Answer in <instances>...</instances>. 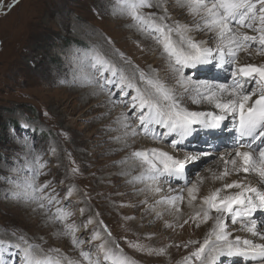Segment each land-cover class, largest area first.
Listing matches in <instances>:
<instances>
[{
    "label": "rangeland",
    "instance_id": "1",
    "mask_svg": "<svg viewBox=\"0 0 264 264\" xmlns=\"http://www.w3.org/2000/svg\"><path fill=\"white\" fill-rule=\"evenodd\" d=\"M112 3L113 0H0V239L18 243L11 234L14 230L44 249H60L63 256L82 261L79 256L82 249L88 250L92 245L95 252V246L101 243L92 239L94 231L107 238L104 231L106 226L111 238L136 264H180L184 257L190 256L203 243L206 237H202L207 233L197 225H187L184 221L179 225L180 230L171 227L161 235L155 225L157 223L148 221L144 216L138 217L144 204L134 206L136 197L145 192L139 189H145L147 183L130 184L129 190L118 191L123 184L116 181L112 184L109 178L118 174L121 181L126 180L127 176L122 172L138 175L141 171L138 162L133 166L131 159L123 164L120 161L135 150H146L142 148L143 145L152 146L147 150L164 149L170 155L175 154L174 150H179L180 155H184L185 151L209 152L197 162L187 164L185 174L179 179L173 178L170 183L161 181L159 184L162 197L184 196L197 179L221 172V156H224V161L229 160L230 156L225 151L232 147L233 137L237 133L230 131L231 136L226 141L224 136L229 130V123L216 130L194 126L196 130L179 149H174L171 144L172 139H178L175 135L166 140L143 134L123 139L124 129L115 121L122 118L121 113L127 109L119 101L100 103L107 99V93L92 95V86L81 79L82 70H90L83 68L87 63L86 53L94 45H102L109 52L115 49L128 57L133 66L145 72L150 70V74H159L160 77L164 76L168 61L161 46L153 39L145 38L128 27V19L112 14ZM174 5L175 0H167L171 17L174 20L188 19L186 11ZM145 11L159 13L155 8ZM210 35L203 32L193 37L201 41L208 40ZM104 38L110 39L111 44L105 43ZM173 39L178 37L174 35ZM252 54L241 51L238 63L264 64V55L256 60ZM241 55L243 59H240ZM115 59L119 60V57ZM156 60L160 66L155 64ZM126 68L131 74L133 67ZM153 69L155 72H152ZM184 73L192 81L232 83L227 65L223 68H216L214 64L189 67L184 69ZM205 102L208 103L194 104L192 100H182V105L190 111L206 112L211 109H206L205 106L209 105ZM156 131L164 130L157 126ZM118 136L120 140L115 139ZM50 146L56 148L55 154L49 151ZM32 147L40 153L41 163L45 165L41 169L43 175L37 182L50 181L60 203L71 211L67 223L78 226L75 234L84 241L79 247L71 244L69 236L57 234L58 230L63 231L62 224L52 223L48 219V215L55 213L59 205L53 204L46 215L42 211H33L34 204L5 199V193L13 187L12 181L29 175L27 162L31 159L29 150ZM72 168L78 171L73 174ZM191 169L195 171L191 172ZM5 178L11 179L6 182ZM51 188L47 191H51ZM69 188H73L72 195L64 200ZM161 206L160 220L168 221L174 207L170 204ZM127 213L129 218L124 216ZM89 219L92 223H87ZM260 221L264 227V217L257 221L258 226ZM224 222L230 239L239 236L241 243L244 239L260 242L258 237H252L242 227L243 221L233 223L229 217ZM171 231L176 232L171 235ZM174 234H178V238L170 241ZM129 242L167 250L163 255H149L129 247ZM13 252L17 253L15 257L10 255ZM3 258L6 264H19V250L9 249L3 253ZM188 264L200 262L192 257ZM216 264L247 262L241 257L225 255Z\"/></svg>",
    "mask_w": 264,
    "mask_h": 264
},
{
    "label": "snow or ice",
    "instance_id": "2",
    "mask_svg": "<svg viewBox=\"0 0 264 264\" xmlns=\"http://www.w3.org/2000/svg\"><path fill=\"white\" fill-rule=\"evenodd\" d=\"M174 6L185 10L187 15L192 17V23L174 20L169 14L167 0H113L111 8L112 14L130 21L128 27L135 29L145 38L153 39L161 46L168 61L166 79H162L159 74L152 75L138 66H133L130 59L118 50L112 49L109 52L102 45H94L86 53L87 63L83 68L90 70H82V81L92 86V95L107 93V99L100 103L112 104L119 101L127 109L122 113V118L115 121L124 129L125 140L139 134L165 140L175 135L178 139H172L171 144L174 149H179L196 130L194 126L205 130L220 129L231 116L236 123L235 131L238 134L233 142L234 157H229L234 170L244 173L258 172L264 180V64L238 63V54L241 51L249 55L253 51L264 55V0H175ZM153 8L158 9L159 13L145 11ZM245 29L248 31H244ZM193 32L211 35L208 40L197 41L191 35ZM174 35L178 39H173ZM104 39L105 43L111 44L110 39ZM117 56L119 60L115 59ZM213 64L216 68L229 66L231 85L217 84L210 80L192 81L185 76V68ZM126 66L133 67L131 74ZM224 94H227L226 99ZM181 96H189L194 104L201 100L208 101L214 104L219 112L190 111L182 105ZM157 126L164 131L158 133ZM115 139L120 140L121 137ZM49 151L55 154L56 148L50 146ZM257 151L258 162L255 159ZM207 155V151H185L181 159L156 148L135 150L120 163L131 159L135 166V162H138L140 173L135 176H131L130 172L121 174L130 176L126 183H147V188L139 191L150 190L159 193L161 181L170 183L173 178L179 179L185 174L187 164L195 163ZM29 156V175L13 180V187L5 193V199L34 204L33 211H42L46 215L53 204L59 205L55 213L48 215V219L52 223L62 224L63 231L58 230L57 234L69 236L71 244L79 247L84 241L75 234L78 226L67 223L72 215L71 211L60 203L58 193L51 188L50 181L42 184L37 182L43 175L41 169L45 166L41 163L40 153L32 147ZM221 159L224 160V156H221ZM229 160H225V165ZM77 171V168L71 169L73 174ZM228 174L226 168L219 178L223 179ZM5 179L7 182L11 178ZM152 185L156 187L153 188ZM50 188L51 191H47ZM226 189L239 191L221 196V191ZM72 191L73 188H69L63 199L67 200ZM187 191L190 201L195 200L194 193L198 191L196 185L193 184ZM182 199V195L165 196L156 200L155 204H170L175 207V201ZM203 204L207 205V209L202 212L204 222L210 218L211 211L217 213L215 227L209 237H206L190 256L184 257L180 264H188L192 257L200 264H216L219 258L225 255L241 257L247 264H264V231L260 230L255 219H250L258 210H264V190L233 181L224 184L223 189H216L204 197ZM176 211H179V208H176ZM225 214L231 215L233 223L238 220L247 221L242 227L246 228L252 237H258L260 242L244 239L241 243L239 236L234 240L230 239L226 224L221 219ZM159 215L160 213H157L158 217ZM196 216H201V213H196ZM87 223H92V220L89 219ZM84 227L86 228L87 224ZM104 231L107 238H102L99 232L94 231L92 239L100 240L101 243L95 246V252L92 245H89L88 250L82 249L79 253L81 261L63 256L60 249H44L42 245L29 242L24 234L13 230L11 234L19 242L13 244L0 239V264H6L3 253L12 248L19 250V264H136L111 238V232L106 226ZM129 247L149 255H163L167 250L132 242H129ZM10 255L15 257L17 253Z\"/></svg>",
    "mask_w": 264,
    "mask_h": 264
},
{
    "label": "bare ground",
    "instance_id": "3",
    "mask_svg": "<svg viewBox=\"0 0 264 264\" xmlns=\"http://www.w3.org/2000/svg\"><path fill=\"white\" fill-rule=\"evenodd\" d=\"M170 9L171 8H168V11H170ZM177 14L181 15L180 13H177ZM175 16H176V14H175ZM177 19L181 23H188V24L192 23V17L191 16H189L188 19H186V20L184 18H177ZM201 33H203V32H193V33H191V35L192 36L193 35H197V37H198V35L201 34ZM252 56L255 59L256 58H258V59L262 58V55H258L256 53H253ZM240 59H243V55L240 56ZM258 59H256V60H258ZM243 62L244 63H242V64L248 63L247 61H243ZM155 64L160 66L158 60H156ZM146 72L150 74V70H148ZM160 73H163V72H160ZM161 78L166 79L167 77L164 74V76H162ZM179 91L180 90H178V95H179ZM190 95H192V94H190ZM180 98H181V100H186V101L191 100V98H189V96H181ZM224 98L225 99L227 98V94H224ZM200 102H204V101L201 100ZM205 104L209 105V107H210L209 108L208 106H205L206 109H211V110H206V112H219V110L215 108L214 104H211L209 102L208 103L205 102ZM225 123H229V125H228L229 130L227 131V133H225L226 135L224 136V139L226 140V138H229L231 136L232 132L231 133H229V132L235 130L236 123H235L234 119L231 116L228 117V121H225L224 124ZM237 136H238V134H236V136L233 137L232 147L225 151V153L228 154L229 156H232L234 154L233 142L237 138ZM143 146L144 147H142V148H145L146 150H147L148 147H152V146H149V145H143ZM120 148H121V145H120ZM150 149L151 148H149V150ZM158 149L160 150L161 148H158ZM142 150H144V149H142ZM241 150H247V149H241ZM161 151H165V150L163 149ZM165 152H167V151H165ZM174 153H175L174 155L179 154V150H174ZM176 156L178 158L182 159L184 155H180L179 154V155H176ZM255 159H256L257 162L259 161L258 152L255 154ZM226 160H228V159H226ZM222 162L223 163L221 165V172L219 174L208 175V176L206 175L203 178H200L199 180L197 179L195 181L194 184L196 185V188L198 189V191H196L194 193V195L196 196L195 200H191L190 201V198H189L187 190L185 191V194H184L182 200H176L175 207H174V209L172 211V214H171V217L169 218L168 221L161 222L160 215H159V217L157 216V213H160L162 211V209H161L162 208V206H161L162 204H155V201L162 198V195H161L162 191H160L159 193H155L153 191L146 190L144 193H141L138 197H136V199L134 200V206L138 205L139 203H141V205L144 204V208L142 207V211H140V214H139L138 217L140 218V217L144 216L143 218H145V219L148 218V221H153V222L157 223L155 225H157V229L159 230V233L161 235H164L165 231L171 230L172 229L171 227L176 228V231L180 230L179 225L181 223H183L184 221H188L187 225H190V224L197 225V227H199V229H201V231L203 230L204 232L207 233V235H204L202 237V239L205 238V237H209V235L212 233L213 228L215 227V223H216L215 216L217 215V213H215L214 210L211 211L210 214H209L210 218L207 220V222L203 221L202 212L207 209V205L203 204V198L204 197L210 195L216 189H223L224 184L232 183L233 181H238V182H241V183H244V184H248V185L253 186V187H258L261 190H264V180H262V178L259 176L258 172H253V171H250L249 173H244L243 171L237 172V171L234 170V166L232 165V163L230 161L227 163V165H225V161L224 160H222ZM238 166H239V160L237 158L236 167H238ZM226 168H227V171H228L229 174L226 177H224L223 179H220L219 177H220L221 173H223ZM194 171H195V169H191V172H194ZM120 173H119V175H120ZM118 179L120 180V177H118V174H113L109 178V180L111 181L112 184L116 181L118 184L121 183V184H123L125 186L124 187L122 185V188L118 189V191H122L123 189L124 190H129L130 184L126 183V181L128 179H130L129 176H127L126 180L117 181ZM152 187L155 188L156 185H152ZM146 188H147V185H145V189ZM167 189H168L167 192L170 193L169 188H167ZM130 191H132V190H130ZM236 191H239V189H226V190H222L220 195L221 196L226 195V194L231 195V194L235 193ZM124 198H125V196H124ZM145 200L147 201V203H142V201H145ZM145 205H147V206H145ZM176 208H179V211H176ZM198 212L201 213V216H196V213H198ZM124 216L129 218L130 215H129V213H127ZM134 217H135V215H134ZM229 217H231V215L225 214L224 216L221 217V219L224 220V219L229 218ZM263 217H264V210H258L250 219H255L256 221H258V220H260V218H263ZM144 220H143V222H144ZM238 221H240V220H238ZM245 222L247 223V221H243L242 224L245 223ZM261 222L262 221L259 222L260 225L258 227L260 228L261 231H264V227H263V225H261ZM162 223L164 225H161ZM131 225H133V224H131ZM148 230H149V228H148ZM144 231L148 232L146 230H144ZM176 231H171L170 234L172 235ZM158 236H159V234H158ZM177 238H178V234L177 235L174 234L173 237L169 238V240L173 241V240H175ZM164 242H166V240ZM148 244H150V240H148Z\"/></svg>",
    "mask_w": 264,
    "mask_h": 264
}]
</instances>
